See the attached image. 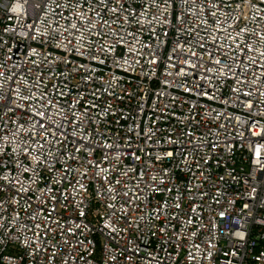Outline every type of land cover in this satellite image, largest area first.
Here are the masks:
<instances>
[{"label":"built area","instance_id":"built-area-1","mask_svg":"<svg viewBox=\"0 0 264 264\" xmlns=\"http://www.w3.org/2000/svg\"><path fill=\"white\" fill-rule=\"evenodd\" d=\"M0 264H264V0H0Z\"/></svg>","mask_w":264,"mask_h":264}]
</instances>
